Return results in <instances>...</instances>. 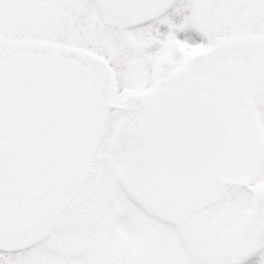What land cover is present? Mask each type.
<instances>
[{
    "label": "snow or ice",
    "instance_id": "1",
    "mask_svg": "<svg viewBox=\"0 0 264 264\" xmlns=\"http://www.w3.org/2000/svg\"><path fill=\"white\" fill-rule=\"evenodd\" d=\"M261 249L264 0H0V264Z\"/></svg>",
    "mask_w": 264,
    "mask_h": 264
},
{
    "label": "rangeland",
    "instance_id": "2",
    "mask_svg": "<svg viewBox=\"0 0 264 264\" xmlns=\"http://www.w3.org/2000/svg\"><path fill=\"white\" fill-rule=\"evenodd\" d=\"M190 12V10H186L185 14H188ZM182 19L181 16H176L175 20L177 23L180 22V20ZM161 30L162 31H167V26L166 25H162L161 26ZM177 38L181 39V40H185L188 39L189 42H206V38L203 37L200 33L197 32L196 29L194 28H188L186 30H182L176 33ZM264 251V249L261 250H257L256 253L252 254L250 257L244 259L241 264H258L259 259H260V253Z\"/></svg>",
    "mask_w": 264,
    "mask_h": 264
},
{
    "label": "clouds",
    "instance_id": "3",
    "mask_svg": "<svg viewBox=\"0 0 264 264\" xmlns=\"http://www.w3.org/2000/svg\"><path fill=\"white\" fill-rule=\"evenodd\" d=\"M187 54L189 56H195V55H198L199 54V51H198V49L196 48L195 45H189L188 46Z\"/></svg>",
    "mask_w": 264,
    "mask_h": 264
}]
</instances>
